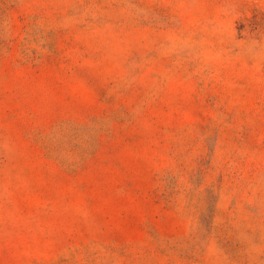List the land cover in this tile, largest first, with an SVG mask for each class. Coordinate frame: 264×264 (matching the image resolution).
<instances>
[{"label":"rangeland","instance_id":"1","mask_svg":"<svg viewBox=\"0 0 264 264\" xmlns=\"http://www.w3.org/2000/svg\"><path fill=\"white\" fill-rule=\"evenodd\" d=\"M0 264H264V0H0Z\"/></svg>","mask_w":264,"mask_h":264}]
</instances>
